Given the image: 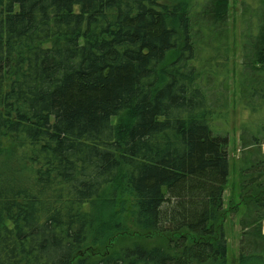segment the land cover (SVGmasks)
<instances>
[{
  "label": "trees",
  "instance_id": "obj_1",
  "mask_svg": "<svg viewBox=\"0 0 264 264\" xmlns=\"http://www.w3.org/2000/svg\"><path fill=\"white\" fill-rule=\"evenodd\" d=\"M186 5L0 0V264H264V137L244 138L226 206L230 137L195 65L227 0ZM251 51L262 100L264 25ZM155 234L166 247L114 246Z\"/></svg>",
  "mask_w": 264,
  "mask_h": 264
},
{
  "label": "rangeland",
  "instance_id": "obj_2",
  "mask_svg": "<svg viewBox=\"0 0 264 264\" xmlns=\"http://www.w3.org/2000/svg\"><path fill=\"white\" fill-rule=\"evenodd\" d=\"M190 9L192 16H201L202 9L209 0H181ZM225 21L214 24L211 28L205 26V34L201 36V45L196 52V66L209 65L214 70L209 83L208 94L210 102L217 109L215 132L229 134L231 174L225 195V204L230 206L229 199L236 204L240 191V164L243 152H250L252 148L243 145L244 138L249 139L252 134L264 137V99L253 96L251 82L245 81L244 64L250 60L252 45L256 41L260 27L264 25V0H227ZM202 19H200L201 21ZM249 56V58H248ZM198 66V67H199ZM248 72L249 69H246ZM245 94H244V93ZM214 101V102H213ZM258 104L259 106L253 105ZM256 107H258L256 109ZM264 152V141L262 144ZM231 212L226 221L231 255H238L241 228L239 216ZM231 217V219H230ZM116 240L115 245L125 244L123 239L133 240L150 247H166V239L155 234L152 236H131ZM122 241V244L119 243ZM231 258V256H230ZM232 258H231V263Z\"/></svg>",
  "mask_w": 264,
  "mask_h": 264
},
{
  "label": "crops",
  "instance_id": "obj_3",
  "mask_svg": "<svg viewBox=\"0 0 264 264\" xmlns=\"http://www.w3.org/2000/svg\"><path fill=\"white\" fill-rule=\"evenodd\" d=\"M263 231H264V225H263Z\"/></svg>",
  "mask_w": 264,
  "mask_h": 264
}]
</instances>
